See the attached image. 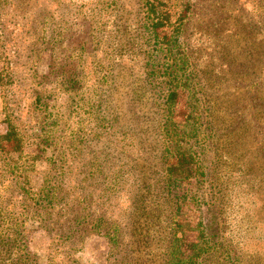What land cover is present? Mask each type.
<instances>
[{"label":"rangeland","instance_id":"1","mask_svg":"<svg viewBox=\"0 0 264 264\" xmlns=\"http://www.w3.org/2000/svg\"><path fill=\"white\" fill-rule=\"evenodd\" d=\"M167 117L185 148L170 173ZM10 124L22 144L1 153L2 227L17 222L36 264H163L160 228L207 264H264V0H0V133ZM46 185L69 188L68 208L44 214Z\"/></svg>","mask_w":264,"mask_h":264},{"label":"trees","instance_id":"2","mask_svg":"<svg viewBox=\"0 0 264 264\" xmlns=\"http://www.w3.org/2000/svg\"><path fill=\"white\" fill-rule=\"evenodd\" d=\"M144 2L146 4H148L149 6L153 5L154 0H144ZM154 11H152L151 7L149 8H145L144 9V13L141 11L142 15L139 13L138 18H148L150 16L151 13H153ZM155 13V12H154ZM155 17L151 16L149 17V23H148V28L149 31L148 32H153V27L157 26L156 21H154ZM158 20V18H157ZM143 29V27H142ZM152 31H151V30ZM137 32L140 31L139 28L136 29ZM153 36V35H152ZM139 52H137V54H135L136 56H138ZM121 56H124V54H122ZM134 58V56L129 57V59ZM120 62H122L121 57H119ZM149 60V59H148ZM145 61L144 64H140L139 66V73L143 74V78L145 79V82L149 83L150 86H152L153 81H150V77H151V73L154 72L153 68L148 69L149 67V61ZM152 71V72H151ZM160 83H165L164 81H158L156 83V86L158 87L160 85ZM173 85L169 84L166 88L164 92H167L165 97L164 95H160V97H162L161 99H163V104H166V109L169 110V113H171V109L173 107V102L170 101V98L174 95L173 92ZM194 117H196L194 115ZM171 118V117H170ZM170 118L165 119L163 124V127H159V130L164 132V136H162V141L159 142L158 147H159V152L160 153H165L164 157L167 164L169 163V165L167 167L164 168V170L168 173H170V171L174 168H179V171H182V168L180 166L176 165L179 164H183L184 163V155L181 153V151H185V148L179 143L178 140H173L172 139V134H175L176 131L174 130V128H171L170 126L172 125L170 123ZM196 120V119H194ZM49 122V121H48ZM52 122V121H51ZM44 123L46 125V128L49 127V124H46V120H44ZM158 124V123H157ZM159 131V132H160ZM161 134V132H160ZM174 141V143H171V141ZM158 142V141H157ZM169 143V144H168ZM22 144V138L19 135V133L17 132V129L15 128V126L13 124H10L6 127L5 132L0 133V161L3 162L2 164L6 163V161H4L5 156H2V152H3V146H8V149L10 150H18L19 147ZM172 149H174L172 151ZM6 150V149H5ZM8 165V164H6ZM188 168L186 169L185 172V176H188L189 170H194V168H192L191 166L187 165ZM2 170H0V175ZM3 176V175H2ZM2 181H0V187L2 186ZM19 189H20V193H18V195H20L21 200L26 204V205H30L31 202H33V197L31 196V193L27 190L24 189L22 187V185H19ZM62 190L63 193L58 192V189L56 187H53L51 185H46L43 188H40V192L38 194V199L40 202H43L45 204V212L44 214L46 215H54L56 213V211H60V210H65L64 208H68V205L71 204V200H69V194H70V190L69 188L65 185L64 188L60 187L59 191ZM83 199V198H82ZM83 200H81L78 204L82 203ZM90 203V202H89ZM24 204V205H25ZM7 205L6 199L4 197V195H2L0 193V264H36V261L34 259V257L31 255L30 251L28 250V247L26 245V241H23L20 236H19V226L17 222H10V225L7 227H2V221L4 218V211H5V207ZM57 208V210H56ZM56 210V211H55ZM55 211V212H54ZM58 214V213H56ZM92 220H95L94 223L96 226H98L99 228L102 227V223H103V219L99 216H94V215H90ZM93 216V217H92ZM76 222L78 224L79 223V219L80 216L75 217ZM72 220V219H71ZM105 223H107L104 220ZM8 224V222H7ZM11 225H13L11 227ZM129 228L131 229H127L130 230L131 234L133 235L134 233L137 235L138 232H136L135 228H132L129 226ZM137 228V227H136ZM98 232V230H96ZM116 231V230H115ZM105 236L108 237L107 233H103ZM176 233H172V234H167L165 233V231H163V228H160L157 230V236L159 239H162V237L165 238V236L168 235V238H170V242L166 247H160L159 248V252L157 253V255L160 256V260L159 262H163V264H190L189 263V259L192 257L194 258L193 264H207V261L205 262L204 260L206 259V257L210 256L209 253L206 252L205 248L200 245H195L194 242H186L184 241V243H182V240L178 239L175 235ZM118 235V231H116V234L112 233L111 237H108V240L110 242V240L113 243H116L117 240H115V237H117ZM170 235V236H169ZM203 235L200 234L199 237L201 238ZM178 240L179 241V245H183L185 246L186 244L190 245L189 249L194 250L193 253L189 254L188 256H183L182 254L179 253V250H174V247L172 246L174 241ZM202 252H204L205 256H203ZM178 255V256H177ZM197 258H202L197 260Z\"/></svg>","mask_w":264,"mask_h":264}]
</instances>
